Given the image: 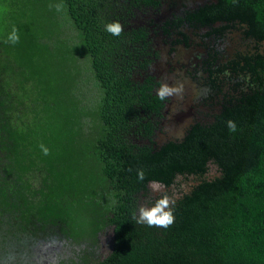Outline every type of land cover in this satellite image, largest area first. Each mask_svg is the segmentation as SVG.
<instances>
[{
  "label": "trees",
  "instance_id": "16d2710c",
  "mask_svg": "<svg viewBox=\"0 0 264 264\" xmlns=\"http://www.w3.org/2000/svg\"><path fill=\"white\" fill-rule=\"evenodd\" d=\"M10 3L0 32V250L31 224L57 225L64 237L85 244L59 264H264V0H213L164 20L163 35L176 36L172 47L192 44L184 26L208 29L203 40L214 43L238 28L253 46L230 57L209 48L198 80L208 88L203 104L212 120L157 146L152 138L166 99L157 98L159 83L144 73L157 53L145 28L128 26L135 10L157 9L161 0H59L61 12L43 18L29 14L24 0ZM61 14L75 45L57 41V29L46 24ZM112 21L121 25L119 36L104 30ZM13 25L19 40L10 44ZM78 56L86 58L96 89L97 130L86 147L78 145L84 133L75 142L59 124L61 83L76 86V78L63 76L73 74ZM26 114L17 127L14 118ZM228 122L237 125L235 135ZM73 146L89 151L80 166L85 160L94 168H69ZM178 176L195 182L169 205L173 222L137 223L133 213L147 183L167 187ZM107 225L111 250L101 256L97 233Z\"/></svg>",
  "mask_w": 264,
  "mask_h": 264
},
{
  "label": "rangeland",
  "instance_id": "374dc122",
  "mask_svg": "<svg viewBox=\"0 0 264 264\" xmlns=\"http://www.w3.org/2000/svg\"><path fill=\"white\" fill-rule=\"evenodd\" d=\"M25 6L29 14H34L35 17L43 18L44 15L57 12L59 0H24ZM213 0H161V5L157 9L141 8L134 11V17L130 20L128 28H145L148 32V41L151 52L157 53V57L149 65L145 74L153 76L156 82L167 83L169 85H180L182 90L166 98L164 109L162 110V118L156 119L161 121L154 132V146H157L170 138L181 137L185 134L189 126L196 121H210L211 108L207 104H203L204 97L208 94V88L204 87L200 80L194 79V84H191L187 79L201 77L202 66L200 65L205 58L209 48H216L223 52L227 57L232 56L237 51H248L252 46L249 39H245L242 31L236 29L227 34V36L217 43L211 40H203L208 29H189L184 26L182 30L188 35L193 33L192 44L190 47L182 48L181 45H173L172 40L175 35H163L161 25L164 20L176 16H182L186 10H192L196 7ZM14 9L10 0H0V32L1 28L7 22V17ZM61 12V9L59 10ZM46 24L57 29V41L61 40L68 44H76V33L69 26L63 14L58 17H53L52 21ZM174 33V32H173ZM54 39V38H53ZM55 40V39H54ZM53 40V41H54ZM197 57L200 61L199 66L193 73L185 72L187 59L189 57ZM88 63L86 58L80 56L76 59V70L73 68V74H65L63 80L76 78V86H69L62 82L60 94L63 98L60 106V127L67 133V136L74 138L75 142L82 136V141L78 145H83L88 142L86 137L93 135L96 132L97 124L94 123V108L96 101V89L90 73L87 70ZM76 74V75H75ZM65 78V79H64ZM139 80L142 76L136 77ZM70 81V80H69ZM189 82V83H188ZM159 85L156 87L158 88ZM155 88V92H156ZM81 103V105H80ZM85 109H84V108ZM89 110V111H88ZM190 110L191 115L182 120L174 119V116H179L180 113ZM88 111V115L84 112ZM29 114L19 115L14 118L13 123L20 127L19 121H28ZM91 116V117H90ZM84 137L86 140H84ZM131 142L138 145L148 144L147 139H140L131 136ZM76 144V143H75ZM86 147V145H85ZM79 148V149H78ZM73 156L76 157L75 164H71L69 168H94L87 165V155L89 153L86 148L73 146ZM83 157V166H80V158ZM75 165V166H74ZM217 171L212 167L209 175H216ZM39 175H36L32 182L37 185ZM195 180L187 179L183 176H178L176 181L171 186L160 184L157 191H153L150 187V182L147 183L146 190L138 195L137 209L140 206H149L162 194L169 197L170 204L177 200L184 192L191 189ZM169 204V205H170ZM80 230L77 231V234ZM22 237V238H21ZM20 241H12L10 247H5L0 250L3 260L0 259V264H59L61 261L74 258L75 254L85 244L72 241L64 237L57 225H48L43 229L37 224L28 226L24 234H21ZM97 244L101 256L106 255L111 250L112 244V229L111 226H105L97 233ZM7 249V250H6ZM6 257V259H4Z\"/></svg>",
  "mask_w": 264,
  "mask_h": 264
},
{
  "label": "clouds",
  "instance_id": "9594fccd",
  "mask_svg": "<svg viewBox=\"0 0 264 264\" xmlns=\"http://www.w3.org/2000/svg\"><path fill=\"white\" fill-rule=\"evenodd\" d=\"M57 11H59V6H57ZM104 30L110 33L112 36H119L121 32V25L117 21L107 22L104 24ZM19 40V35L16 27L13 25L6 34V41L10 44H15ZM182 90L180 85H169L167 83H160L159 87L156 88V96L160 101H164L167 97L179 93ZM226 129L230 135H235L237 133V125L228 122L226 124ZM41 152L45 155L48 153V148L44 145L39 146ZM137 181H142L144 179V171L142 169H137L136 171ZM160 182L153 180L150 181V187L153 191L159 189ZM170 200L166 194H162L149 206H140L133 217L137 223H143L147 226H157L161 228H166L173 222V209L169 207Z\"/></svg>",
  "mask_w": 264,
  "mask_h": 264
},
{
  "label": "flooded vegetation",
  "instance_id": "af4514ba",
  "mask_svg": "<svg viewBox=\"0 0 264 264\" xmlns=\"http://www.w3.org/2000/svg\"><path fill=\"white\" fill-rule=\"evenodd\" d=\"M193 10V9H192ZM181 46H183L184 48H186L184 45H181ZM190 47V46H189ZM200 61H202L201 59L199 60L197 57H189V59H187V63H186V65H184V69H185V72H189V73H193V71L195 72L196 71V69H197V67L199 66V62ZM201 76H203V73H201ZM190 77H192V81L194 82V79L196 80V78L194 77L193 78V76H190ZM197 79H200V78H197ZM191 111L190 110H186L185 112H182V113H180L179 114V117H180V115H185V114H188V116H190L191 115V113H190ZM176 118V120H178L177 118H178V116H174V119ZM179 121V120H178Z\"/></svg>",
  "mask_w": 264,
  "mask_h": 264
},
{
  "label": "water",
  "instance_id": "95a60500",
  "mask_svg": "<svg viewBox=\"0 0 264 264\" xmlns=\"http://www.w3.org/2000/svg\"><path fill=\"white\" fill-rule=\"evenodd\" d=\"M249 40H250V42H253V40H251V39H249ZM182 48H184V47L182 46ZM187 80H188L189 82H191V84H194L192 80H190V79H187ZM189 82H188V83H189ZM187 117H188V114H185V115H180V117L178 116L177 119L182 120V119L187 118ZM183 137H184V134H183L181 137L170 138V139H168V140L182 139Z\"/></svg>",
  "mask_w": 264,
  "mask_h": 264
}]
</instances>
